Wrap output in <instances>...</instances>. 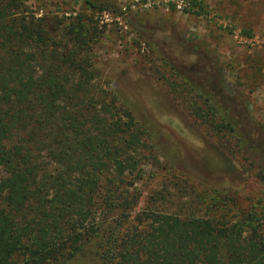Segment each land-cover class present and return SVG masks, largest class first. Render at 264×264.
Returning <instances> with one entry per match:
<instances>
[{
    "label": "trees",
    "instance_id": "obj_1",
    "mask_svg": "<svg viewBox=\"0 0 264 264\" xmlns=\"http://www.w3.org/2000/svg\"><path fill=\"white\" fill-rule=\"evenodd\" d=\"M39 1L0 0V264H66L87 247L99 264H264V202L234 221L133 214L144 132L98 91L94 23L38 16L26 3ZM180 2L183 14L208 15L203 0ZM183 83L203 106L193 102L191 113L264 172V156L241 140L220 100Z\"/></svg>",
    "mask_w": 264,
    "mask_h": 264
},
{
    "label": "rangeland",
    "instance_id": "obj_2",
    "mask_svg": "<svg viewBox=\"0 0 264 264\" xmlns=\"http://www.w3.org/2000/svg\"><path fill=\"white\" fill-rule=\"evenodd\" d=\"M97 1L108 10L92 11L82 0L26 5L38 16H85L99 32L91 46L98 91L144 132L146 160L129 188L137 195L133 214L148 208L234 221L264 202V172L250 166L233 138L191 113L193 102L203 106L183 83L205 86L241 140L264 156V0H203L206 17L183 14L180 0ZM66 264L99 263L87 247Z\"/></svg>",
    "mask_w": 264,
    "mask_h": 264
},
{
    "label": "built area",
    "instance_id": "obj_3",
    "mask_svg": "<svg viewBox=\"0 0 264 264\" xmlns=\"http://www.w3.org/2000/svg\"><path fill=\"white\" fill-rule=\"evenodd\" d=\"M181 3V2H180ZM181 8V7H180Z\"/></svg>",
    "mask_w": 264,
    "mask_h": 264
}]
</instances>
